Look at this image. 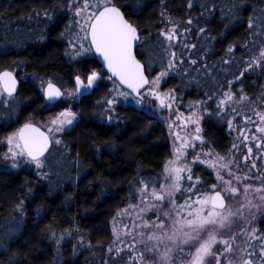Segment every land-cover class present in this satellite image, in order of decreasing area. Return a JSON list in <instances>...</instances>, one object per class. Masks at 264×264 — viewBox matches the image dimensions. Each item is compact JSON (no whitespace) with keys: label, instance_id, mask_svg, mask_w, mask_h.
Listing matches in <instances>:
<instances>
[{"label":"trees","instance_id":"1","mask_svg":"<svg viewBox=\"0 0 264 264\" xmlns=\"http://www.w3.org/2000/svg\"><path fill=\"white\" fill-rule=\"evenodd\" d=\"M188 2L168 3L166 13L178 26L177 39L170 43L160 35L161 0H113L139 30L136 51L150 78L165 70L172 52L177 53L176 66L161 87L174 90L181 110L196 107L201 111L203 139L213 151L226 154L235 143L228 121L233 117L237 125L238 117L227 107L220 111L218 104L229 89L227 82L246 66L241 58L250 57L253 45L264 41L256 28H248L250 16L264 17V0H244V6L238 8L239 20L233 22L226 38L221 37L225 32L222 13L241 0H193L191 8ZM45 9L52 20L43 15ZM189 18L191 25L187 24ZM72 21L68 0H0V70H13L21 80L12 97L0 95V101L7 102H0V138L28 121L42 127L43 120L59 110L57 103L48 105L31 76L50 79L61 89L73 86L75 76L86 79L92 71L100 72L103 79L73 104L78 121L62 135V143L52 142L41 158L42 176L32 167L0 169V236L4 238L0 264H105L106 260L117 264L107 254L113 241V217L136 199L130 193L137 197L138 180L160 178L161 182L171 154L170 134L156 114L119 100L114 104V119L107 120V105L102 107L97 101L112 98L116 90L128 91L109 79L93 51L76 59L66 54L77 34L80 42L91 47L88 38L83 39L86 33ZM66 28L68 33L61 37ZM200 28L206 31L200 33ZM233 44V53H227ZM241 88L254 99L264 92V81L249 72L234 83L232 92ZM192 173L194 178H202V192L215 183L213 172L202 164H195ZM21 201L22 212H16ZM256 225L264 232V216ZM74 226L85 244H75L73 238L55 247L50 231Z\"/></svg>","mask_w":264,"mask_h":264},{"label":"snow or ice","instance_id":"2","mask_svg":"<svg viewBox=\"0 0 264 264\" xmlns=\"http://www.w3.org/2000/svg\"><path fill=\"white\" fill-rule=\"evenodd\" d=\"M161 2L163 3V0ZM68 5L75 8L72 23H79L80 31L86 33L83 39H87L90 34L92 47L103 56L112 76L119 77L120 82L126 84L137 95H140L139 90L146 85H151L148 94L160 100L161 108H170V104H165V99L175 100L174 90H169L163 96L158 91L162 79L169 75V71L161 72L152 81L145 77L142 65L132 52L134 43L140 39L139 30L125 19L120 8L113 4V0H68ZM192 6L193 0H189L188 7ZM243 6L244 0H241L239 5L232 4L226 12L222 13L221 19L224 21L225 28V32L221 33L222 38H226L227 31L230 30L233 22L239 20L238 8ZM203 7L205 11L209 10L207 4ZM33 11L35 12V10ZM85 14H87L86 18ZM43 15L48 20L53 19L47 9L44 10ZM161 15L165 16L166 12L162 11ZM76 17H80L83 22L77 21ZM169 22L171 23L170 18ZM187 24H192L191 18L188 19ZM248 28L250 30L256 28L260 34L264 35V17L257 20L250 16ZM68 31L69 29L66 28L64 32H61V37H64ZM205 31V28L199 30L200 33ZM160 35L165 36L170 42L175 41L178 36V26L173 25L172 28L162 31ZM250 35H252L251 32ZM247 44L246 41L245 46ZM92 47H86L80 42L77 34L70 42L72 51L66 52V54L70 58L76 59L91 52ZM184 47L187 49L189 46L185 44ZM191 47L194 48L195 45ZM235 47L234 44L229 45L226 52L233 53ZM257 47L259 51L256 50ZM251 52L250 57L241 58L246 66L242 67L239 75H236L234 80L227 82L229 90L223 93L224 98L219 101L218 109L224 111L227 107L235 116H242L245 127L240 131V136L245 141H255V147L259 149L264 147V92L253 99L244 92L243 88L238 90V93L231 91L234 83L240 81L246 73L259 69L264 75V41L254 44ZM171 55L173 59L169 61V70L176 66L177 59L176 52H172ZM223 62L228 63L229 61ZM191 63L196 64V61L192 60ZM111 78L109 77V79ZM100 79L102 77L95 71L87 75L86 82L80 75H77L75 90L67 95L73 97L85 95L97 86L96 82ZM0 85L3 86V91L9 97L13 96L16 90V80L11 72L0 73ZM65 94L51 81L44 88V98L49 103L55 102ZM118 95L127 98L129 93L119 92ZM0 102L7 103L6 101ZM140 102L136 101L137 104ZM115 103H117L115 98H109L103 102L97 101V104L102 107L107 105L108 112L113 110L112 106ZM200 103L202 102H197V104ZM194 115L195 113H193ZM75 117L76 114L71 111L59 113L50 121L54 127L49 131H65L66 126L74 123ZM107 119L111 122L114 117L108 115ZM186 119L189 123L197 125L196 135L191 139L201 141L199 120L193 119L192 116ZM248 125H253L254 131L249 130ZM186 126L184 125V127ZM228 126L230 129L237 127L234 126L233 120L228 121ZM28 131L38 133L39 137L26 135L25 133ZM176 139L182 138L177 135ZM6 142L9 145L14 144L15 148L20 149L19 153L13 151L12 148L9 149L13 161L18 155L26 154L31 161L35 162L37 168L44 167L41 157L48 150L49 143H62L59 139L50 141L48 136L40 133L39 129L34 128L31 123L25 124L18 132L8 136ZM21 142L23 147H21ZM201 142L203 143V141ZM189 147L195 149L196 145L189 144L185 140L175 151V158L164 165L161 178L165 183H161L160 178H149L147 181L138 180L136 182L141 185L135 189V192L140 195L143 206L130 205V207H140L136 220L142 221V223L134 222L131 228L124 224V230L120 231L121 221L118 217L121 215L131 216V212L127 210L118 212L113 217V247L108 251L119 255L121 252L129 250V264H146L147 261H150L151 264H184L185 261L187 264H264V232L253 226L256 215L249 212L246 216L243 211L245 207H258L261 212H264V172L261 175H254L253 170L257 168V163L253 160L250 167L247 163L252 159L253 148L248 147V155L244 156L243 164L235 156L229 158L226 155L218 156L220 161L218 165L209 163L208 167H218L221 171L216 173L218 183L211 185L210 194H205L201 191L202 178L199 176L194 178L190 166H172L182 156L188 154L186 150ZM233 149L239 151L240 145L234 143L229 151L231 152ZM213 154L212 152L196 153L192 162L204 163L205 161L200 160V156ZM12 167H17V164L14 162ZM222 172L226 173L228 179H225ZM238 172H242L243 175H237ZM182 173H186V175H182ZM169 180H171V184L167 183ZM182 181L187 183H182ZM249 181L259 182V186H254L253 183H248ZM150 185L152 186L151 192L148 191ZM177 193H181V195L177 197ZM130 195L133 199L136 198L132 193ZM241 196L244 202H240ZM254 201L259 203H254ZM233 202L239 203V207L234 209ZM22 204L23 201L16 205V212H22ZM148 212H152L155 219L151 217L145 219ZM125 237H131L132 242L127 243ZM56 242L59 245L60 240L58 239ZM3 244L4 238L0 236V247H3ZM118 244L123 247H117Z\"/></svg>","mask_w":264,"mask_h":264},{"label":"rangeland","instance_id":"3","mask_svg":"<svg viewBox=\"0 0 264 264\" xmlns=\"http://www.w3.org/2000/svg\"><path fill=\"white\" fill-rule=\"evenodd\" d=\"M171 0H163L162 3V11L168 12L169 9V5L168 3ZM79 6V5H77ZM71 10L74 14L75 12V8L71 7ZM87 14H85V18H86ZM163 31L169 28H172L173 25H175L173 23V20L171 18V23L169 22V14L166 13V15L163 17ZM77 21H81L80 17H76L75 18ZM79 27V23H76ZM177 39V38H176ZM169 41V40H168ZM176 41V40H175ZM175 41H171L170 43H174ZM72 51V50H71ZM172 70V69H171ZM171 70H169L168 66L166 67L165 70L160 71L159 73H157L156 75H154L152 78H150V81L155 80V78L157 76L160 75L161 72L163 71H169V73L171 72ZM258 76H260L263 81H264V75L261 74L260 70L257 69L256 71H254ZM101 77V73L97 72ZM76 77V76H75ZM75 77H74V84L73 86H67L62 88L63 92H65L66 94L64 96L61 97V99L57 102V107H58V111L54 114H52L51 116L46 117L43 122H42V127L48 132V134L50 135L52 141H54L55 139H59L61 140L62 135L66 132L69 131L70 129L73 128V126L76 124V122L78 121V115L77 113L73 110V104L78 101L80 99V96H76L73 97L71 95H67V93H72L75 90ZM167 77V76H166ZM164 77L161 81L160 87L158 89V91L162 94L168 93L169 90H165L162 89V82L163 80L166 78ZM22 78H27L26 75H23ZM31 79H33L34 81L36 80V83L40 89V91L42 92V94L44 93V88L45 86L48 84L49 81H51L50 79L47 78H38L36 79V76H31ZM83 79V78H82ZM86 82V79H83ZM103 79H100L96 82V84H98L99 81H101ZM52 82V81H51ZM151 85H148V87L142 92V96L141 98H136L134 97L131 93H129L128 97H121L118 95L119 92H124V91H117L115 92V95L112 98H115L116 101L122 100L124 101L125 104H133L136 105L137 107H140L142 109H144L147 112L156 114L161 120L162 122L165 124L170 137H171V154L170 156L167 158L165 164L169 161L174 159V153L175 151L180 148V145L187 140L189 144H195L196 148L192 149L191 147H189L186 151H187V155L182 156L181 159L179 161L176 162L175 165H172L173 167H183L185 165L190 166L191 168L195 165V164H202L204 165L206 168H208L209 170H211L214 174L215 177V183H218L217 179H216V173L217 171H221L218 167H208L209 163H214V164H219L220 161L218 160V156H228L229 158L235 156V158L241 163L243 164L244 162V156L248 155V147L251 146L253 148V153H252V159L249 160L248 166H251V163L253 160H255V162L257 163V168L255 170H253V174L254 175H261L262 172H264V147H261L259 149H257L255 147V141H245L243 140V138L240 136V131L245 127L244 122H243V117L242 116H237L238 117V122L237 127L232 128L233 132L235 133V143L240 145V149L239 151L233 149L231 152L229 151L226 154H219L215 151H213L205 142V140L202 137V129L201 132L199 133V135L201 136V141H203V143L201 141H195L192 140L191 137L196 135L195 132V128L197 127V125L195 124H191L188 122V120L186 119L189 116H192L193 119H198L199 120V124L198 126L201 128V118H202V113L198 108H193L192 110L189 111H184L181 110L177 104L176 98L175 100H170V99H165V104H170L171 107H165V108H161L160 107V100L156 99L155 97L149 95V89H150ZM92 90V89H91ZM90 90V91H91ZM229 90V89H228ZM89 91V92H90ZM232 91V88H231ZM4 94L1 86H0V95ZM224 98V97H223ZM139 100L141 101L139 104L136 103V101ZM47 102V101H46ZM48 103V102H47ZM48 105H52L50 103H48ZM234 107H239L237 105H233ZM112 111L110 112L111 115H114L115 110H114V105L112 106ZM64 111H71L73 113L76 114L75 117V121L72 125L70 126H66L65 131L63 132H50L49 129L53 128L54 126L50 123V121L57 117L59 113L64 112ZM110 113L108 112L107 116L110 115ZM193 113H195V115L193 116ZM177 117H179V119H177ZM108 120V119H107ZM232 120L233 117H232ZM28 122H32V121H28ZM171 125V127H170ZM184 125H187L186 127H184ZM249 130L254 131V126L253 125H248L247 126ZM19 128V127H18ZM18 128L11 130L10 132H8L7 134H5L4 136H2L0 138V169H8V170H14V169H18L19 167L22 166H26V167H32L34 168L35 172L37 174H40V169L41 168H37L35 162L31 161L30 158L25 154L23 156L18 155L16 157V160L13 161V159L11 158V153L9 152V149L12 148L13 151L19 153L20 149H17L14 147L13 145H9L6 142V138L10 135H12L13 133L18 132ZM177 135L179 137H181L182 139L177 140L176 137ZM15 143V141H14ZM22 147V145H21ZM232 149V148H231ZM204 152H212L214 153L213 155L210 156H204L201 155L200 156V160L205 161L204 163H200L199 161L193 163L192 161L194 160L195 154L196 153H204ZM7 156V158H5ZM17 164V167H12L13 163ZM225 163L227 161H224ZM164 164V165H165ZM164 169V167H163ZM221 174H223L225 176V179H228L226 173L222 172ZM182 175H186V173H182ZM237 175H243L242 172H238ZM40 176H42L40 174ZM161 183H165V181L161 178ZM168 184H171V180L167 181ZM182 183H187L186 181H182ZM248 183H253L254 186H259V182H255V181H249ZM141 187V185H140ZM211 188V187H210ZM152 187H149L148 191L151 192ZM210 190V189H209ZM209 190L207 191H203V193L205 194H210ZM181 193H177V197H179ZM249 199H251V197H249ZM182 202V201H180ZM240 202H244L243 201V197L241 196L240 198ZM254 203H259L258 201H254ZM130 205H140L143 206L141 204V198L140 195L137 193V197L135 200L131 201L129 200V202L124 205V207L121 210H127L129 212H131V216H126V215H121L120 217H118V219L121 221V223L119 224V230L123 231L124 230V224H127L129 228H131L133 226V223H142V221H138L136 220V216L137 214L140 212V207H130ZM239 207V203L237 202H233V208H238ZM245 215L247 216L249 212L254 213L256 215V221L253 224L254 227H257V221L260 217L264 216V212H261L260 209L258 207H245L243 209ZM148 217H151L152 219H155V215L152 212H148L145 215V219H147ZM113 228V227H112ZM54 233V235H53ZM206 236V234H205ZM75 239V244H79V243H84L85 244V238L84 236L81 234V231L76 227H72V228H67L66 230H51L49 233V239H51L54 243V246L57 247V240H60V243L64 240H68V239ZM114 239V237H113ZM125 241L127 243H131L132 242V238L131 237H125L124 238ZM113 242V241H112ZM59 243V245H60ZM117 247H123V245H116ZM113 247V243L109 246V248ZM107 254H111V257H113L114 259L118 260L116 261L117 264H129V250H125L123 252H121L119 255L115 254L114 252L110 253L108 251ZM108 261H105V264H107ZM146 264H151L150 261H147ZM184 264H187V261L184 262Z\"/></svg>","mask_w":264,"mask_h":264},{"label":"water","instance_id":"4","mask_svg":"<svg viewBox=\"0 0 264 264\" xmlns=\"http://www.w3.org/2000/svg\"><path fill=\"white\" fill-rule=\"evenodd\" d=\"M114 5H115V4H114ZM115 6H117V5H115ZM117 7H118V6H117ZM119 8H120V7H119ZM120 10H121V12L123 13V11H122L121 8H120ZM123 14H124V13H123ZM124 16H125V15H124ZM125 19L128 20L126 16H125ZM128 21H129V20H128ZM129 22H130V21H129ZM130 23L133 24L132 22H130ZM133 26H135V25L133 24ZM135 27H136V26H135ZM137 29H138V28H137ZM138 34H139V36H140L139 31H138ZM88 39H89L90 46L92 47V45H91V37H90V34L88 35ZM139 40H140V39H139ZM139 40L136 41V42L134 43V45H133V49H132V52H133V55L135 56L136 60H138V61L140 62V64L142 65V68H143V71H144V75H145V77H146L147 79L150 80V77H149V75L147 74V71H146V68H145L144 63L140 60V58H139L138 55H137V51H136V50H137V46H138ZM92 51H93L94 55L96 56L97 60L99 61V63L101 64L102 68H103L106 72H108V74L110 75V77H112L113 79H115L116 82H117V83H118L123 89H125V90L128 91V92H130L134 97H136V98H141V96H142V92L148 87V85H146L143 89L139 90V91H140V95H137V93L132 92V90H131L130 88H128L126 84H122V83L120 82L119 77H113V76H112V73L108 70V68H107V66H106V62L104 61L103 56L100 55L99 53H97V52L95 51V48H94V47H92ZM4 71H9V72H11V73H12V76H13V77L15 78V80H16V90H15V92L13 93V94H15V93L18 91L19 86H20L19 78L17 77L16 73H15L13 70H10V69L5 68V69L1 70L0 73H2V72H4ZM52 83L55 84L54 82H52ZM55 85H56L57 87H59L57 84H55ZM0 86H1V88H2V90H3V86H2V85H0ZM46 87H47V85L45 86V88H46ZM59 88H60V87H59ZM61 91L63 92L62 89H61ZM3 92H4V91H3ZM4 93L7 95L6 92H4ZM43 95H44V93H43ZM60 99H61V98H60ZM60 99H58V100H56L55 102L50 103V104H55V103H57ZM48 103H49V102H48ZM28 123H31V124L33 125L34 128L39 129V132H40V133H44V135H45V136H48V137H49V140L52 141L50 135L48 134V132H47L44 128H42L40 125H38V124H36V123H34V122H28ZM28 123H25V124H28ZM25 124L21 125V127H20L19 129L23 128ZM19 129H18V130H19ZM25 134L28 135V136H33V137H37V138L39 137V134H38V133H33V132H31V131H28V132H26ZM21 145H22V147H23L22 142H21ZM51 146H52V143H49V148H48V150L45 152L44 155H46V154L49 152ZM41 158H42V157H41Z\"/></svg>","mask_w":264,"mask_h":264},{"label":"flooded vegetation","instance_id":"5","mask_svg":"<svg viewBox=\"0 0 264 264\" xmlns=\"http://www.w3.org/2000/svg\"><path fill=\"white\" fill-rule=\"evenodd\" d=\"M88 40H89V39H88ZM4 69H5V68H4ZM2 70H3V69H2ZM0 71H1V70H0ZM14 72H15V71H14ZM15 73H16V72H15ZM16 75H17V73H16ZM17 77L19 78V81H20V83H21L20 77H19L18 75H17ZM16 93H17V92H16ZM16 93H15V94H16ZM4 94H5V93H4ZM13 95H14V94H13ZM20 127H21V126H20ZM20 127H19V128H20ZM19 128H18V129H19Z\"/></svg>","mask_w":264,"mask_h":264}]
</instances>
